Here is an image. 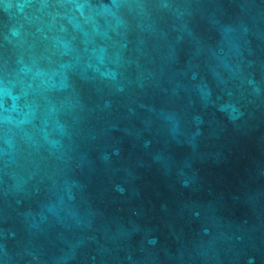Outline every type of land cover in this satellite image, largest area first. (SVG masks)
<instances>
[{"label":"water","instance_id":"water-1","mask_svg":"<svg viewBox=\"0 0 264 264\" xmlns=\"http://www.w3.org/2000/svg\"><path fill=\"white\" fill-rule=\"evenodd\" d=\"M0 264H264V0H0Z\"/></svg>","mask_w":264,"mask_h":264}]
</instances>
